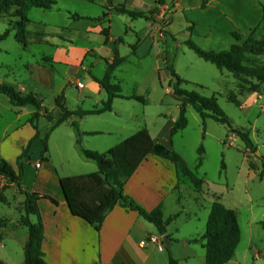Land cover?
Instances as JSON below:
<instances>
[{"label": "rangeland", "instance_id": "374dc122", "mask_svg": "<svg viewBox=\"0 0 264 264\" xmlns=\"http://www.w3.org/2000/svg\"><path fill=\"white\" fill-rule=\"evenodd\" d=\"M55 1L56 5L52 10L32 8L27 13L30 21L27 29L35 35L34 39L42 42H32L28 44L29 51H24L22 45L11 35L0 43V48L3 49L0 51V63L7 62L18 76L26 61L32 60V53L37 56L45 53L47 56L41 59V63L52 67L53 61L48 56L52 55L54 48L70 49L74 51L76 67L74 84L79 89L78 84H85L89 74L99 77L104 75L101 62H108L107 55L112 57L113 42L121 38L122 41L116 47L125 60L115 70L113 83L120 84L124 95L140 93L144 96L146 105L118 100L115 105L116 112L121 116L119 123L125 124L126 130L114 134L126 137L132 133L135 125H146L152 136L160 133V139L183 158L196 177L202 179L203 184L195 195L197 201H211L218 196L223 205L235 211L241 240L233 259L226 264H264V229L261 226L264 222V95L259 98L248 87L240 89L238 80L230 73L220 71L200 59L186 46V42L190 40L203 50L221 51L235 43L231 38L233 32L247 36L254 31L256 37H263L264 0H111L112 5L108 0ZM119 5L142 12L147 17L131 19L127 15L118 14L114 7ZM7 23L6 19H0V34L8 27ZM105 29L109 30L112 41H109V37L106 41L102 35ZM39 33L41 36H38ZM133 45L137 46L136 58L131 51ZM156 59L162 61V64L158 66ZM259 62L264 64V57ZM168 67H172L182 79L187 78L185 80L188 83L182 84V89L205 97L216 96L217 104L231 127L248 135L256 148L255 153H250L237 134L229 132L226 125L206 117L203 126L201 117L190 106L186 108L187 126L169 140L167 128L171 119L177 118L179 108L172 96L173 81ZM7 70L0 64V74L5 71L8 75L6 79L11 81L13 75ZM230 98L238 102L239 106L230 102ZM44 102L47 107L50 106L48 100ZM72 104L70 98L68 106L71 107ZM45 112H48L46 108L39 114L44 116ZM50 114L54 118L58 116V113ZM113 119L112 115L105 114L88 117L86 121L97 120L94 127L108 131L114 129ZM66 127L65 124L49 142L52 163L58 173L84 174L88 171L87 168L77 161L65 163L61 160L62 155L56 153L54 142L64 148V143L70 140L62 134L63 131L66 132ZM104 133L102 136L87 137V140H109L110 135ZM83 145L87 144L84 142ZM199 147L203 149L202 164L196 169ZM39 153L40 144L36 143L30 148L26 158L30 157L35 162L39 159ZM78 158L85 162L83 157ZM158 162V167L163 169V161ZM171 172H167L169 180L172 179L174 183L183 180L193 188L187 178L178 172L179 179L173 178ZM34 179L35 174L29 168V174L24 181L27 191H33ZM179 187V192H190L185 190L181 182ZM34 190L59 192L49 173L38 182ZM0 195L5 200H0V226L9 223L11 227L18 228L21 226L19 218L24 215L23 194L14 184H8L0 178ZM181 195L184 198L182 206L197 215L191 221H185L183 216H179L169 224V229L179 239L177 244H173L171 255L178 260L189 257L180 264H205L204 249L194 245L186 246L183 239L204 234L208 211L197 210L192 201L186 198V194ZM174 197V194L169 195L165 200L167 213H174L178 209ZM32 220L35 221L34 217ZM24 230L26 229L23 227L18 229L17 236L23 237ZM166 251L167 248L161 254H167ZM255 253L261 257L253 259L252 255ZM92 257H97L96 251H93Z\"/></svg>", "mask_w": 264, "mask_h": 264}, {"label": "crops", "instance_id": "0c3cea01", "mask_svg": "<svg viewBox=\"0 0 264 264\" xmlns=\"http://www.w3.org/2000/svg\"><path fill=\"white\" fill-rule=\"evenodd\" d=\"M112 40L113 38L109 37V41ZM38 42L42 41L39 40ZM23 49L24 51H29V45L23 47ZM136 49L137 46L133 51L131 49L134 57L137 55ZM2 50L3 49L0 48V51ZM52 52V55L48 56L52 59L51 61H53L52 67L41 63V59L47 56L45 53H41L40 56H37L35 54L32 55L33 53L31 52L32 60L26 61L24 68L21 69V74L18 76L15 74L13 67H10L7 62H1L0 64L3 66V69H8V73H12L13 79L8 81V79H6V76L8 75L4 71L3 74H0V83L13 87L22 95L31 94L36 96L39 100H41V106L45 107L48 112L53 115L58 113L54 104L55 99L61 94L64 95L66 108L70 111L93 110L97 108V106H101L104 102H106L107 94L102 90L97 82V80L102 79L104 75L99 77L93 73L89 74L88 81L85 84L80 82L83 87L78 89L74 84L76 73L74 51L70 49L54 48ZM156 57L157 56H155V58ZM107 58L108 62H110L113 58V53L112 57L107 55ZM137 59L139 60V58ZM156 62L158 66L162 64V61L160 62L158 59H156ZM101 63L103 64L102 73L104 74L106 70V63ZM120 67H118L117 70ZM3 77H5V79H3ZM183 79L185 80L187 78L184 77ZM185 81L187 82V80ZM132 94L143 96L137 92H132L127 95L122 93L123 96H130ZM255 95L259 98L261 97V95L256 93ZM70 98L73 101L71 107L68 106ZM45 100L50 102L49 107L45 105ZM118 100L126 101V103L133 101L140 105H146V100L145 103L142 104L134 100L116 98L112 102L111 112L82 117L72 115L66 122L49 132L52 124L43 117H40L33 124L30 123L29 120L35 112L32 106L28 105L24 107H16L10 103L9 99L5 95L0 94V158L6 161L10 166H12V168L16 169L18 158L22 155L27 144L37 133L38 139H35V141L33 140L31 147L36 143L40 144L39 159L35 162H32L30 157L23 159L24 176L21 181V186L23 189L27 190L24 186V181L29 174V168H31L35 174L34 189L38 186V182L42 181L48 173L51 175L52 180L56 183L57 189L59 188V192L53 193L38 192L34 189L33 191L28 190L29 192L50 196L57 202L56 205L46 199H42L38 202V209L44 228L42 251L44 254V260L47 264H168L169 255L172 257L171 252H173V244H177L179 241V239L176 238L173 235V232L169 229V223L166 226V236L169 239V246L168 248L165 247L167 248V254H161L164 252L165 248L163 251H159L156 249L157 246L155 244L146 243L145 245H142V242H144V240H146L149 236H158L155 226L144 220L136 211H132L121 204H117L106 215L99 232H96L83 220L71 216L69 213L59 187V179L77 176V174L64 175L58 173L57 168L52 163L53 159L51 156V149L49 148V142L57 136V132L66 124V132L63 131L62 134L70 140L64 143V148H61L59 145L57 146L54 142L55 149L57 147L56 153L62 155L61 160L65 163L77 161L82 167L87 168L88 171L84 174L95 172L97 170L96 163L85 159L81 154V148L88 150L91 149L92 151L103 153L138 130L143 128L147 129L146 125L141 127L139 125H135L133 129L134 131L132 130L130 135L126 137H123V135H115L114 133H123L126 130V125L119 123L121 116L116 112L117 108L115 105ZM142 113L144 117V112ZM105 114L112 115L114 118V129L102 131L99 129L100 127H94V123L97 122V120L86 121V118L88 117H100ZM40 115L43 116L42 113H40ZM174 121L175 117L171 119L170 124L168 125V134ZM74 124H76V127ZM34 126H36L37 130L34 129ZM147 131L154 143H159L167 150L172 151V148L167 146L164 140L160 139V133L152 136L148 129ZM104 132H107L108 135H110L111 138H109V140H87V137L105 135ZM86 133H95V135H86ZM47 134L48 150L45 155L47 161L42 162L40 161L42 140ZM76 140L79 141L78 145L76 144ZM84 142L87 145H83ZM78 157H83L85 162ZM158 161H163V169L158 167ZM36 164H39L38 168L35 167ZM62 164H57V166H61ZM169 170L172 171L171 173L173 178L179 179L175 167L169 161L157 156H148L146 160L140 164L132 176L125 182L123 186V194L131 198L136 204L148 212L161 206L164 221L173 215H177V217L183 216L185 221H191V218L196 217L197 214L195 212H189L182 206L184 198L181 194L183 193L186 194V198L192 201L193 206H195L197 210L203 209L209 213V207L214 201V198L211 201L209 199H200L197 201V198L195 197V195L198 194L197 191L188 186V184H186L183 180H178L179 182L176 181L177 183L172 182V179L169 180L167 175ZM180 182L183 183L185 190H189L190 192H179ZM173 194L175 195V206H177L178 209L174 213H167L165 200L169 195ZM24 199L25 198L23 196L22 203ZM22 227L23 226H18V228L13 226L11 227L9 223L0 226V251H3L0 252L1 263H23V248L27 239V229L23 227V229H26L24 230L23 237H18L16 233V231L18 229H22ZM202 236L203 235H200L199 237H197V235L189 236L188 238L183 239V243L186 246L194 245L203 249L201 242L193 241L201 238ZM93 251L97 252L96 258L92 257ZM252 256L253 259H259L261 257L258 253H255ZM187 258L189 257H184L181 260L175 258L173 259L180 264V262L187 260Z\"/></svg>", "mask_w": 264, "mask_h": 264}, {"label": "trees", "instance_id": "16d2710c", "mask_svg": "<svg viewBox=\"0 0 264 264\" xmlns=\"http://www.w3.org/2000/svg\"><path fill=\"white\" fill-rule=\"evenodd\" d=\"M108 3L112 5L111 0H108ZM55 5V0H0V19H6L8 22V27L0 34V43L10 35H13L14 40L23 47L32 42L38 43L39 40L34 39L35 35L27 29L30 23L27 13L32 8L52 10ZM202 6H205V1H203ZM114 10L116 13L127 15L131 19L147 17L146 14L129 10L123 5L114 7ZM75 17L78 16L75 15ZM102 35L107 41L109 30H103ZM38 36H41V33ZM231 36L235 43L231 44L227 50H203L190 40L186 42V46L200 59L214 65L220 71L230 73L233 78L238 80L240 89L248 87L255 93L264 95V64L259 62V59L264 57V36L256 37L254 31L247 36L233 32ZM121 41L122 39L119 38L113 42V58L110 62H106L103 78L97 80L102 90L107 94L106 102L98 108L87 111H70L66 108L64 95L61 94L55 99L58 116L54 118L49 112H45L44 116L39 114L45 108L41 106V100L34 95H22L13 87L1 83L0 94L5 95L10 103L16 107L32 106L35 112L29 120L30 123L33 124L40 117H43L52 124L49 132L66 122L72 115L82 117L111 112L112 102L116 98L134 100L144 104V96L136 94L123 96L120 85L113 83L115 70L124 62V58L120 57L116 47L117 43ZM131 49L132 51L135 49L134 45L131 46ZM167 70L173 81L172 96L177 101L179 108L178 116L169 130V140L187 126L186 108L190 106L201 117L203 126L206 117L226 125L229 132L237 134L250 153H255L256 148L248 135L231 127L228 118L217 104L216 96L205 97L197 92L182 89L181 85L188 82L176 74L172 67H168ZM229 101L239 106L238 102L233 101L231 98ZM74 126L76 127V124ZM34 129L37 130L36 126H34ZM48 134L42 140L40 157L42 162L47 161L45 155L48 150ZM86 135H95V133H86ZM37 138L38 134L36 133L18 158L16 169L0 158V178L8 184L16 185L25 198L23 201L24 215L19 218L20 225L27 229V239L23 248L24 261L21 264H47L42 251L44 228L38 209V202L46 199L54 205L57 204L50 196L29 192L21 186L24 176L23 159L28 156L31 144ZM76 144H79L78 140H76ZM80 151L85 159L96 163L97 170L89 174L60 178L59 187L70 215L83 220L96 232L100 231L106 215L117 204H121L132 211H136L144 220L153 224L158 236H166V226L177 218V215L170 216L164 221L161 206L148 212L123 194L125 182L148 156H157L172 163L176 171L182 177L187 178L196 191L203 184L202 179L196 177L180 155L167 150L159 143H154L145 128L138 130L103 153L83 148ZM198 155L196 169L202 164V147H199ZM223 167L224 164L222 163ZM262 170L264 172V160ZM0 200L5 201L1 195ZM32 217H34L35 221L32 220ZM261 226L264 229V222L261 223ZM240 239L241 230L235 211L227 208L215 197L209 207L203 236L193 240L194 242H201L205 252V264L228 263L234 257ZM0 264L3 263L0 262ZM168 264L178 263L169 255Z\"/></svg>", "mask_w": 264, "mask_h": 264}, {"label": "built area", "instance_id": "2783aa9c", "mask_svg": "<svg viewBox=\"0 0 264 264\" xmlns=\"http://www.w3.org/2000/svg\"><path fill=\"white\" fill-rule=\"evenodd\" d=\"M79 88H82L83 85L82 84H78ZM36 168L39 167V164L35 165ZM146 243H152L155 244L157 246V249L159 251H163L165 246H164V242L162 240V237L157 236V235H151L149 236L146 240H144V242H142V245H145Z\"/></svg>", "mask_w": 264, "mask_h": 264}, {"label": "water", "instance_id": "95a60500", "mask_svg": "<svg viewBox=\"0 0 264 264\" xmlns=\"http://www.w3.org/2000/svg\"><path fill=\"white\" fill-rule=\"evenodd\" d=\"M162 240H163L165 246L168 248V246H169V242H168V238H167V236H163V237H162Z\"/></svg>", "mask_w": 264, "mask_h": 264}]
</instances>
